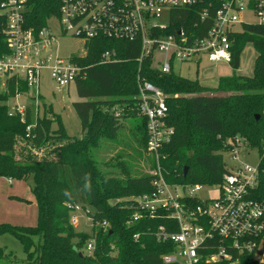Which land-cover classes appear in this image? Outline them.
<instances>
[{
  "label": "trees",
  "instance_id": "16d2710c",
  "mask_svg": "<svg viewBox=\"0 0 264 264\" xmlns=\"http://www.w3.org/2000/svg\"><path fill=\"white\" fill-rule=\"evenodd\" d=\"M4 1L0 0V10ZM198 10V6L172 10L167 33L192 31L200 24ZM58 13L59 4L53 0H28L26 26L36 32ZM5 27L6 19L0 13V57L9 53ZM232 39L233 74L220 78L217 88L175 72L162 74L151 68L149 59L140 68L139 42L90 40L87 55L74 58L87 71V76L75 83L81 99L74 103L82 126L80 138L67 133L52 105L43 103L44 111L38 115L34 98L24 117L11 115L6 103L17 90L28 92V86L15 77L8 79L6 90L0 93V177L32 180L38 219L35 226L0 224V236L18 239L26 254L18 260L0 245V264H163V256L173 245L159 242L155 233L166 221H132L136 211L132 198L152 192L154 176L135 174L124 161L105 162L98 148L102 139L116 138L124 122L134 118L133 130L147 153V121L139 116L137 99L138 75L142 73L168 95L167 123L174 128V135L162 149L166 181L181 185L221 183L227 172L219 151L223 141L240 137L251 148H260L264 140V24H245ZM248 43L257 52L251 77L237 74ZM109 49L117 50L120 61L102 64L101 55ZM151 163L153 169L155 164ZM259 196L264 197V182ZM68 203L94 210L91 233L76 231L70 223ZM92 238L96 249L89 256L85 247Z\"/></svg>",
  "mask_w": 264,
  "mask_h": 264
},
{
  "label": "built area",
  "instance_id": "2783aa9c",
  "mask_svg": "<svg viewBox=\"0 0 264 264\" xmlns=\"http://www.w3.org/2000/svg\"><path fill=\"white\" fill-rule=\"evenodd\" d=\"M59 4L58 18L63 36L71 35L84 41V55L64 58L56 46L58 36L49 26L38 31L26 26L25 12L28 0H5L0 13L6 19L4 30L9 53L0 57V78L15 77L26 83L28 92L17 90L10 113L24 117L30 99L34 98L36 113L42 104L43 72L50 76L53 92H62L87 76L86 66L74 58L87 55V43L96 38L139 42L141 65L146 59L151 68L162 74L175 72V62L230 65L232 37L239 33L238 25L246 23V12L264 24V0H53ZM198 6L200 24L192 31L167 33L168 26L158 20L165 10L194 8ZM170 24V23H169ZM199 24V25H198ZM157 53L165 57L163 64H155ZM117 50H106L101 63L120 61ZM176 73V72H175ZM177 74V73H176ZM138 113L147 121V153L155 167L150 175L153 191L132 198L136 211L133 222L144 218L162 219L166 224L158 227L155 237L159 242L171 243L173 249L162 258L163 264H264V197L260 188L264 176V140L260 148H251L240 137L231 139L226 160L227 172L216 185H181L168 183L161 161L165 145L171 142L174 128L167 118L168 95L149 82L142 73L138 75ZM6 90V89H5ZM26 101L20 103V99ZM120 112H117L119 115ZM30 130V127L28 128ZM258 150L259 163L253 165L241 159L242 154ZM205 187H218L214 199L199 197ZM70 223H80L79 214L86 212L92 223V213L80 204L68 203ZM108 227L107 222H103ZM138 238V236H135ZM96 241L90 239L85 247L87 255L95 252Z\"/></svg>",
  "mask_w": 264,
  "mask_h": 264
},
{
  "label": "rangeland",
  "instance_id": "374dc122",
  "mask_svg": "<svg viewBox=\"0 0 264 264\" xmlns=\"http://www.w3.org/2000/svg\"><path fill=\"white\" fill-rule=\"evenodd\" d=\"M244 20L246 23H259L260 21L249 12L245 13ZM48 23L50 28L58 36V43L56 46L58 47L61 56L69 58L74 55H84V41L71 35L63 36L58 18L51 17ZM158 23L161 26L169 25L170 12L168 10H165L162 13ZM236 29L241 32L242 26L238 25ZM256 56L257 52L254 45L252 43H248L244 49L241 67L237 71V74L249 77L253 76ZM164 60V55L162 53H157L155 64H163ZM174 69L181 77L190 80H198L202 85L208 88H217L220 78L233 74V70L230 65L226 63L212 64L209 63L207 59H204L200 64H196L194 61L188 64L175 62ZM5 88L6 79L0 78V93H3ZM42 93V104L46 103L47 105H52V110L61 117L67 133L72 137L80 138L82 136V126L74 108V103L80 101L81 99L78 97L75 85H71L69 88L60 93L53 92V89L50 86V76L47 72H43ZM25 101V98H21L19 102L23 103ZM15 102L16 100L11 98L6 104L13 106ZM43 111V108H41V115ZM135 121L136 120L134 118H128L127 121L124 122V126L119 131L116 138L102 139L101 145L98 148L100 153L99 155L105 162H108L111 159L115 164H118L121 161L126 162L127 165L132 167L135 174H149L152 169L151 162H153V158L145 152L140 136L133 130L134 125L132 124H134ZM53 128L56 129L57 125L54 124ZM230 140L231 138L225 139L223 141V147L219 148V151L225 154L224 156L228 162H231L229 157H227L231 153V148L227 145ZM241 159L247 163L257 165L260 160L258 150L255 149L250 151V155L242 154ZM109 171L118 173L117 169H111ZM13 181L14 185L11 187L4 177H0V224L5 223L19 225L11 222H16V220L22 221L25 219L23 222L27 225H20L35 226L37 224L38 207L31 190V186L33 185L32 180H29L28 182L23 180ZM198 195L202 198L214 199L219 195V189L218 187H205L198 193ZM13 196H18L19 199H15L16 203L19 202V204H13V201L10 199V197ZM87 210L91 213L94 212V210L90 207H88ZM79 217L80 223L74 226L76 231L91 233L92 223L88 219V214L84 211L79 214ZM0 245L7 246L8 251L18 260L26 258L22 244L13 236L5 235L0 237Z\"/></svg>",
  "mask_w": 264,
  "mask_h": 264
},
{
  "label": "crops",
  "instance_id": "0c3cea01",
  "mask_svg": "<svg viewBox=\"0 0 264 264\" xmlns=\"http://www.w3.org/2000/svg\"><path fill=\"white\" fill-rule=\"evenodd\" d=\"M231 76V75H230ZM6 89V88H5ZM4 179H6L7 180V182L10 184V186L12 187L13 185H14V181L12 180V179H8V178H4ZM34 197V196H33ZM19 199L18 198V196H13V197H10V199H11V201H13V204H19V202H17L16 203V199ZM10 201V202H11ZM22 207V206H21ZM37 219H38V217H37ZM25 219H23L22 221L21 220H16V222H11V223H15V224H22V225H27L25 222H23ZM3 221H5V220H3ZM5 236V235H4ZM0 237H2V236H0ZM2 246V245H1ZM4 247H6L7 248V246H4ZM7 250H8V248H7Z\"/></svg>",
  "mask_w": 264,
  "mask_h": 264
},
{
  "label": "water",
  "instance_id": "95a60500",
  "mask_svg": "<svg viewBox=\"0 0 264 264\" xmlns=\"http://www.w3.org/2000/svg\"><path fill=\"white\" fill-rule=\"evenodd\" d=\"M256 119L259 120L260 119V116H257ZM187 171H188V169H185V174H187Z\"/></svg>",
  "mask_w": 264,
  "mask_h": 264
}]
</instances>
